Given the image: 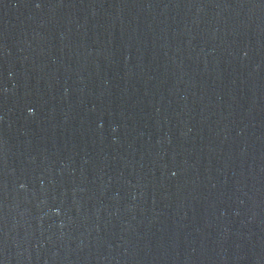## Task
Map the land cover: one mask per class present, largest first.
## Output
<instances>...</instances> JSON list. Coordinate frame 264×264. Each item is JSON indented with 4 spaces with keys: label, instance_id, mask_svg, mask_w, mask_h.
Here are the masks:
<instances>
[{
    "label": "water",
    "instance_id": "water-1",
    "mask_svg": "<svg viewBox=\"0 0 264 264\" xmlns=\"http://www.w3.org/2000/svg\"><path fill=\"white\" fill-rule=\"evenodd\" d=\"M0 264H264V0H0Z\"/></svg>",
    "mask_w": 264,
    "mask_h": 264
}]
</instances>
